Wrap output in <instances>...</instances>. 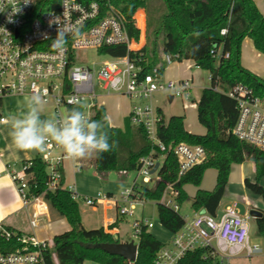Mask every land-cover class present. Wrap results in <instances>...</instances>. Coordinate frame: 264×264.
Instances as JSON below:
<instances>
[{"label": "built area", "instance_id": "built-area-1", "mask_svg": "<svg viewBox=\"0 0 264 264\" xmlns=\"http://www.w3.org/2000/svg\"><path fill=\"white\" fill-rule=\"evenodd\" d=\"M126 0H58L56 8L40 10L43 2L56 3V0H0V126L9 119L2 114V103L11 96H30L41 94L45 104L53 105L55 117L61 115L65 108L73 107L69 100L76 97L84 106L83 111L91 119L96 110L103 107L102 99L113 95L127 97L132 105L129 120L134 126L143 127L149 140L160 153L167 152V147L159 139L158 130L167 124L162 113L153 104L155 96L165 93L173 99L184 101L185 108L197 106L200 98L197 89L201 87L200 77L182 80H164L162 75L153 70L145 75L129 55L111 57L91 66L81 64L78 53L83 50H96L105 55L103 49L124 45L128 51H136V41L127 31L121 11V2ZM61 26L78 31V35H69L62 50H54L51 41ZM137 25V24H136ZM222 29L221 35L227 33ZM211 55L219 60L221 48L212 49ZM106 56V55H105ZM230 54H225L228 59ZM165 61L172 63L171 56ZM197 72L202 69L194 64ZM209 80L212 81L210 74ZM199 82V83H198ZM173 88L182 89L180 92ZM218 91V88L215 89ZM228 96L237 102L239 117L233 130L235 137L254 148L264 152V95H258L252 88L236 84ZM191 103V105L189 104ZM61 151L58 154L56 152ZM177 159L179 176L201 164L207 155L206 149L180 143L172 147ZM40 156L48 166V190L67 189L61 183L63 165L66 155L61 147L50 141L47 149ZM162 158V161L160 160ZM163 162L162 156L151 153L141 159V167L136 172L144 183L157 178V172ZM159 163L155 174L151 171ZM25 162L18 173L11 178L22 197L25 206L34 205L30 219L32 228H37L49 217L51 209L42 196L28 198L27 168ZM139 183L124 190L118 199L102 193L95 197L80 196L72 187L74 199L82 200L87 206L95 207L100 202L114 201L120 216H133L138 203L147 201L136 191ZM178 192L169 185L161 203L179 210L176 202ZM249 214L243 215L235 203L226 207L222 215L212 216L205 210L186 221L185 226L172 235V239L156 255L155 264H179L188 254L198 250L204 251L203 260H212L214 264H229L232 258H247L264 255V248L252 244L250 238ZM152 229L149 220H137L133 224V236L137 243L141 227ZM0 240L16 241L18 247L9 252H0V264H46L44 252L53 247V240H40L34 235H26L0 226ZM55 264H59L53 255Z\"/></svg>", "mask_w": 264, "mask_h": 264}, {"label": "trees", "instance_id": "trees-1", "mask_svg": "<svg viewBox=\"0 0 264 264\" xmlns=\"http://www.w3.org/2000/svg\"><path fill=\"white\" fill-rule=\"evenodd\" d=\"M56 3L43 2L40 10L56 8ZM144 10L147 18L146 44L136 51H128L124 45L103 49L106 56L125 57L142 69L145 75L153 70L163 75L166 67L163 63L169 55L172 62L192 60L202 70L212 76V86L205 88L197 104L198 121L206 128L205 135H196L185 129L184 116H172L166 125L158 130L159 139L167 147L160 153L151 143L143 127L134 126L126 119L124 128H113L110 122L107 130L110 142H115L112 151L95 156V168L99 173L137 172L141 159L154 153L163 157L157 172L156 186L150 189L144 185L136 191L147 202L157 203L158 217L164 229L172 235L186 224L181 208L190 200L184 187L194 185L198 188L192 199L195 212L205 210L212 216H218L221 202L226 194L229 177L234 164L252 160L256 165V180L246 179L245 186L264 200V152L241 142L233 130L239 117L237 102L228 96L236 84L252 88L258 95H264V77H259L242 66V44L250 39L255 49L264 54V15L254 0H126L121 2V11L127 31L132 39H140V30L135 15ZM227 33L221 35L222 29ZM219 60L211 55L212 49H220ZM230 54L228 59L225 54ZM218 88V91L215 89ZM107 111L105 107L96 110L92 120H100ZM203 146L207 155L205 160L183 176H179V166L172 147L177 144ZM28 198L42 196L49 204L51 212L65 218L71 230L53 238L54 245L44 252L46 264H55L53 255L59 264H83L87 261L97 264H155L156 255L167 243L158 240L146 226L141 227L138 237V256L132 263L121 256L110 255L101 249L103 244L120 243L105 228L86 229L82 223L79 201L74 199L67 189L48 190V166L40 155L27 161ZM218 171L216 186L211 191L201 189L207 170ZM64 183V179H61ZM173 185L178 192L176 211L161 203L167 187ZM118 226L111 225L109 230ZM260 236L264 238V213L256 219ZM7 228V227H6ZM11 231L24 234L7 228ZM18 247L16 241L0 240V252L13 251ZM204 251L188 253L179 264H214L212 260H203Z\"/></svg>", "mask_w": 264, "mask_h": 264}, {"label": "crops", "instance_id": "crops-1", "mask_svg": "<svg viewBox=\"0 0 264 264\" xmlns=\"http://www.w3.org/2000/svg\"><path fill=\"white\" fill-rule=\"evenodd\" d=\"M259 10L264 15V0H254ZM248 39V38H246ZM244 40L247 43L248 49L252 52L251 61L252 66H247L244 64L241 58V63L244 68L252 72L253 74L264 77V75L260 74L264 71V65H257L256 60L261 59L264 54L259 53L255 47L253 42L248 39ZM245 42H243L244 45ZM243 47V46H242ZM192 61V60H188ZM192 63L195 64L194 61ZM256 64V65H255ZM261 71V72H260ZM200 72L190 73L187 69H183L180 63L172 62L171 66L166 69L162 75L164 80H182L191 77H200ZM199 83V82H198ZM201 84V83H200ZM202 89H197V93L199 98L201 97ZM200 93V94H199ZM121 97L120 95H113ZM16 97V96H14ZM156 97V96H155ZM108 97H104L102 99V106L105 107V99ZM129 100V99H128ZM167 100L169 103H173L176 99L170 100V97L167 96ZM181 100V99H180ZM182 101L183 109H196L197 106H190L185 108L184 101ZM191 105V103H189ZM4 105V101L2 103V107ZM50 105V104H47ZM131 101L129 100V109L125 114H121L120 120L118 122H111L109 118V122L111 127L113 128H124L125 120H129V112L131 109ZM120 111H123L118 107ZM159 111L164 116V112L160 107H157ZM52 111H54L52 107ZM107 111V110H106ZM44 114H42L41 118L43 119ZM108 115V113H107ZM109 117V116H108ZM165 118V116H164ZM197 118H198V110H197ZM186 120V118H185ZM122 122V124H120ZM199 122V121H198ZM185 129L196 135H205L206 128L202 132H193L186 126ZM10 124L7 122L4 125L0 126V226H4L7 228H11L12 230L22 232L26 235H34L40 240H53V238L57 235L63 234L71 230V226L65 218H60L50 212V217L39 227L32 228L30 225V219L34 212V205L29 204L25 206L22 197L20 196L14 181L11 178L12 173H18L22 169V165L33 159V151H20L15 145L12 143V140L9 136ZM58 154L62 153L61 151L57 152ZM120 178L118 180H113L110 177L109 172L99 173L95 168V156L72 160L67 159L63 165V179H64V187L70 189L72 187L76 193L80 196H88L95 197L97 194L102 193L105 195L112 196L114 199H117V195L123 192V189L131 188L135 181L132 183L129 182L127 177V172H119ZM218 171L216 169H209L206 171L203 182L201 184V189L206 191H211L216 186ZM246 179H249L251 182H255L256 180V165L252 161H246L242 164H234L232 166L231 174L229 177V182L227 185L226 194L221 202L218 216L222 215L226 207L233 205L235 203L238 204V208L241 204H243L247 209L245 214H249L252 209H257L264 213V200L262 197L255 195L245 186ZM261 184L264 186V178L261 180ZM187 195L190 200H192L198 188L194 185H186L184 187ZM186 203V202H185ZM184 203V204H185ZM80 204V203H79ZM191 206V214L192 219L196 216L198 212H195ZM183 207V206H182ZM82 215V223L86 229H99L105 228L107 232H110L115 238L119 239L120 242H130L129 239L122 240V225H123V217L119 215L117 204L114 201L100 202L95 207L91 209L89 215H85L84 210L81 208ZM182 210V208H181ZM53 217H57V221L54 223ZM191 219V220H192ZM187 221V220H186ZM118 222V226L112 230H109V227ZM154 224V223H153ZM159 228L156 229V225L154 224L153 228L150 232L163 243H168L169 238L165 237L164 232H169L163 228L159 221ZM170 233V232H169ZM171 234V233H170ZM83 264H97L95 262L87 261Z\"/></svg>", "mask_w": 264, "mask_h": 264}, {"label": "rangeland", "instance_id": "rangeland-1", "mask_svg": "<svg viewBox=\"0 0 264 264\" xmlns=\"http://www.w3.org/2000/svg\"><path fill=\"white\" fill-rule=\"evenodd\" d=\"M135 20L137 27L140 30V39L136 41L134 48L135 49H140L146 44L147 41V18H146V13L144 10H140L136 13L135 15ZM248 41V39H246ZM244 45L242 44V53H241V58L242 61L244 62L245 65L247 66H252V52L248 49L246 41H244ZM78 58L81 60V64H87L91 66L93 63H101L105 60H108L110 57L105 56V55H100L97 53L96 50H83L78 53ZM258 63L257 65H264V56L261 59L256 60ZM165 67H166V73L167 69L171 64L167 63L164 59L163 61ZM180 63L183 69H187L190 73L197 72L194 68V63L192 61L188 60H183ZM256 65V64H255ZM261 72V71H260ZM200 76L201 80V87L205 88H210L212 86V82L209 80L210 73L205 70H201L200 73H198ZM260 74L264 75V71H262ZM200 94V93H199ZM24 96H11L7 97L4 100V105L2 107V114L9 119L10 116H19L21 112L24 110ZM154 106L160 107L165 116V120L168 122V120L172 116H184L186 118V126L188 129H190L193 132H202L204 131V126L201 125L198 122L197 118V110L196 109H183L182 101L177 98L173 103H169L167 100V94L165 93H159L156 95L154 101H153ZM105 106L106 110L108 113V116L110 118L111 122H118L117 120H120L121 114H125L128 109H129V100L125 96H109L108 98L105 99ZM122 107L121 109L123 111H120L118 107ZM53 105H44L43 112L44 118H55V113L52 111ZM10 124V122L8 121ZM122 124V122L120 123ZM57 153V152H56ZM162 161V158H160ZM251 161L252 160H247ZM110 177L113 180H118L120 178V173L116 171H111ZM127 177L130 183L132 181L137 180L139 185H144L150 189H153L156 186V181L155 177L152 178V181L150 183H144L142 180V177H139L136 172H127ZM125 189H123L124 191ZM121 194L117 195V199L120 197ZM80 203L81 208L84 210L85 215H89L91 212V209L93 207L87 206L82 200H78ZM192 200H188L182 207L181 214L186 218L187 221H190L192 219V214H191V204ZM240 211L242 214H245L246 212V207L241 204L239 207ZM149 220L150 222L154 223L156 225V229H161L159 228V217H158V210H157V203L155 201H149L146 202L144 205H138L136 206V209L134 210V215L133 216H125L123 217V225H122V233H121V239L122 240H127L129 239L130 241L135 240L133 236V224L137 220ZM54 223L57 221V217H53ZM151 230V229H150ZM165 237L163 238H169L170 240L172 239V234L169 232H164ZM250 240L252 244H258L261 247L264 248V238L260 236L257 230L256 226V220L251 219L250 220ZM169 240V241H170ZM168 241V242H169ZM229 264H264V255L259 256V257H253V258H247L245 256H239L232 258L229 261Z\"/></svg>", "mask_w": 264, "mask_h": 264}, {"label": "clouds", "instance_id": "clouds-1", "mask_svg": "<svg viewBox=\"0 0 264 264\" xmlns=\"http://www.w3.org/2000/svg\"><path fill=\"white\" fill-rule=\"evenodd\" d=\"M27 2L28 0H25V3ZM69 35L76 36L78 31L59 23L51 47L54 50H62ZM172 91L180 92L182 89L173 88ZM69 103L73 107L65 108L61 115L42 119L45 105L42 95L37 93L25 97L21 114L9 117V136L15 147L20 151L44 152L48 143L54 141L63 149L66 158L72 160L112 151L116 145L114 141L110 142L107 130L108 115L105 114L100 120H92L82 110L84 106L78 98L73 97Z\"/></svg>", "mask_w": 264, "mask_h": 264}, {"label": "water", "instance_id": "water-1", "mask_svg": "<svg viewBox=\"0 0 264 264\" xmlns=\"http://www.w3.org/2000/svg\"><path fill=\"white\" fill-rule=\"evenodd\" d=\"M170 100H172L171 96H170ZM32 153L34 156L40 155L39 151H33ZM158 169H159V163L155 165V168L151 171V174H155ZM249 215L256 220L262 217L263 212L257 209H252L249 212ZM101 249L110 255L121 256L127 261L132 263H134L137 260V256H138V243H136L135 240H132L130 242L103 244L101 246Z\"/></svg>", "mask_w": 264, "mask_h": 264}]
</instances>
